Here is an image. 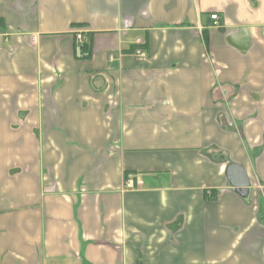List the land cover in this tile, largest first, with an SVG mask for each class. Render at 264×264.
Returning <instances> with one entry per match:
<instances>
[{
    "label": "crops",
    "instance_id": "0c3cea01",
    "mask_svg": "<svg viewBox=\"0 0 264 264\" xmlns=\"http://www.w3.org/2000/svg\"><path fill=\"white\" fill-rule=\"evenodd\" d=\"M0 263L264 264V0H0Z\"/></svg>",
    "mask_w": 264,
    "mask_h": 264
},
{
    "label": "water",
    "instance_id": "95a60500",
    "mask_svg": "<svg viewBox=\"0 0 264 264\" xmlns=\"http://www.w3.org/2000/svg\"><path fill=\"white\" fill-rule=\"evenodd\" d=\"M227 176L233 190L242 198H247L250 192V180L244 169L237 164H232L227 169Z\"/></svg>",
    "mask_w": 264,
    "mask_h": 264
},
{
    "label": "built area",
    "instance_id": "2783aa9c",
    "mask_svg": "<svg viewBox=\"0 0 264 264\" xmlns=\"http://www.w3.org/2000/svg\"><path fill=\"white\" fill-rule=\"evenodd\" d=\"M213 24L212 26L215 27V28H218L220 26V18L218 16V14L216 13H213L211 14L210 16ZM76 39L78 40V42H80L81 44L84 43L85 41V38L81 35V34H77L76 36ZM36 38H33V41H35ZM135 45L137 46V49L135 50L134 52V55L137 57V58H140V59H144V58H147V52L145 50V46H146V41L139 38ZM112 59V57H111ZM143 186V181L139 178H130L126 183H125V188L126 189H136V188H141ZM1 264V263H0Z\"/></svg>",
    "mask_w": 264,
    "mask_h": 264
}]
</instances>
